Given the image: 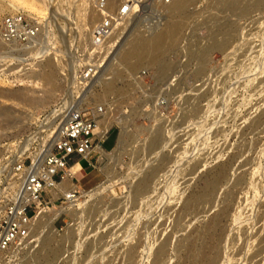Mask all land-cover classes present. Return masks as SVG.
<instances>
[{"label": "rangeland", "instance_id": "rangeland-1", "mask_svg": "<svg viewBox=\"0 0 264 264\" xmlns=\"http://www.w3.org/2000/svg\"><path fill=\"white\" fill-rule=\"evenodd\" d=\"M35 1L44 10L36 23L46 25L40 39L0 43V91L38 102L0 97V112L9 114H0L3 159L14 160L22 148L16 162L28 164L45 151L62 119L47 128L52 112L72 105L104 107L101 124L113 131L103 145L109 152H99L104 177L82 161L88 174L77 178L88 191L102 180L105 190L79 213L51 212L35 245L11 254L8 263L26 264L36 255L33 264H198L203 251L215 264H264V6L240 0L225 10L192 0L182 39L161 61L147 58L128 77L119 75L124 41L113 48L121 35L98 54L79 37L81 0ZM155 1L140 0L122 37L152 24ZM92 17L97 23L96 11ZM49 59L64 62L51 81ZM90 65L95 76L81 81ZM141 72L146 76L139 78ZM61 214L68 218L55 225ZM48 236L55 255L40 243Z\"/></svg>", "mask_w": 264, "mask_h": 264}, {"label": "built area", "instance_id": "built-area-1", "mask_svg": "<svg viewBox=\"0 0 264 264\" xmlns=\"http://www.w3.org/2000/svg\"><path fill=\"white\" fill-rule=\"evenodd\" d=\"M164 1L169 4L173 0ZM135 6V0H98L97 10L101 18L92 31L89 45L92 51L104 46L114 28L130 18ZM38 30L36 24L24 15L0 16V41L4 43L31 44ZM96 71L95 66H87L81 75L82 81H91ZM144 76L146 72L139 74V78ZM165 104L164 98L156 102L155 109H161L160 115L164 114ZM105 112L102 106L87 109L79 105L69 106L50 152L41 150L28 164L25 160L14 163L9 158L0 160V264H9L11 251L35 245V219L40 213L57 204L68 206L83 199V193L88 190L82 188L76 178L82 171V161L103 173L99 167L102 161L99 152H109L103 145L113 131V127L106 130L101 124ZM78 166L79 170H75ZM10 172L21 177V185L14 193L6 190V178ZM68 181L70 188L66 190L64 183ZM62 217L68 218L61 214L55 225ZM65 223L67 227L69 223ZM56 229L64 231V227Z\"/></svg>", "mask_w": 264, "mask_h": 264}, {"label": "bare ground", "instance_id": "bare-ground-1", "mask_svg": "<svg viewBox=\"0 0 264 264\" xmlns=\"http://www.w3.org/2000/svg\"><path fill=\"white\" fill-rule=\"evenodd\" d=\"M54 1L55 0H53V2ZM226 1L227 0H225V1L224 0H212L210 4L212 5V8L218 9V7L221 6L222 9L225 8V10H229V9H227L228 6L230 8L233 6L236 7L237 1L239 2L240 0H231L230 2H226ZM97 2H98V0H81V2H80L81 3L80 4L81 9H80V16L78 19V21H79L78 22V34H79V37L83 40L84 44L90 45V39L92 36V31H93V28L96 24V21L92 17L93 12L94 11L97 12L98 21L101 18L100 14L97 10ZM135 2L138 3V6L137 5L135 6L130 18H128L125 22L118 24L114 28L111 36L107 39L104 46L100 50L92 51L90 46H89L90 50L92 51V54H98L100 51H105L106 49H108L112 44H114L115 41H117V38L119 37V35H121L119 37L118 42L116 44H114V46H113V48H115L114 50H117L118 47L120 46V44L124 41L122 44V47H123L122 58H123V63L125 64V66H124V68L119 70L120 76H123V74H127L128 77L134 76L136 66L141 64L147 58H149L150 61H152L153 63H157L158 61H161V57L166 55L168 49L170 47L176 46L178 41H180L182 39V37L185 33V30H186V27L188 26V23H189L188 21H190V17H189L187 10H188V7H190V5H191L190 3L192 2V0H173L169 4H167L164 0H156L155 5L151 7L152 11L154 12V15H156L154 17L155 20H153L151 22L152 24H149L147 26V28H145L144 31H140V30L135 29V31L133 30L129 35H127V36L125 35L124 37H122V32L128 27L129 21L132 20L134 18V16L136 15V13L141 10L140 7H143V3L140 2V0H135ZM235 3H236V5H235ZM239 3H241V2H239ZM257 4H258V6H264V0H257ZM235 7H234V9H236ZM0 10H2V12L8 10V11H10V13L9 12L8 13L12 14V15L13 14L24 15L29 20L34 22L39 30H38V34H37L36 38L33 41L35 42V41L40 39L39 37H40L42 31H44V27H46V25H45V22L43 24V23H41V21H40V23L39 22L36 23L39 17L41 19L42 16H44V10L41 7V5L39 3H37L35 0H0ZM218 11H215L214 14L217 13ZM2 15H5V14H0V16H2ZM0 43L3 45H16V43L7 44V43H4L2 41H0ZM220 44L218 46L217 45L216 46L217 47L220 46L222 48L225 46V43L222 45H220ZM51 59H53V58H51ZM51 59H49L47 61L48 66L51 67V71L46 76V79L50 80V81L53 78V74L55 72L61 71L64 67V62H62V60L60 62H54ZM114 90H115V87H112L111 90L107 88L106 92L111 93ZM0 97L7 98L9 100H18L21 102L30 100V99H28L26 94L25 95L24 94H17V93L13 94V93H6L3 91H0ZM30 102H32V103L35 102V104L38 103L37 101H35L33 99L30 100ZM8 111H9V109H8ZM66 111H67V109H65V110L59 109V110L53 111L51 114L52 121H50V123H48V125L46 126L47 128H54V127L56 128L60 118H62V119H61V123L56 128L55 132L52 134V136H50L51 139L49 141V144L46 145V146H48L46 149L47 151L45 150V152H47V153L52 150L53 144L58 138V130L65 120ZM6 112H7V109H6V111L0 112V114H2V115L5 114L4 116H1V117H5V119H6V117H8V115H9ZM59 113H62V115L61 114L59 115ZM11 116H13V115L11 114ZM104 116H105V114H104ZM5 119H4V121H5ZM7 122H9V121H7ZM101 123H102V120H101ZM157 138L159 140V137H157ZM157 138H156V140H157ZM160 138H161V136H160ZM156 142H158V141H156ZM153 143H155V142L152 141V144ZM23 146H25V145H23ZM40 150H42V149H40ZM17 151L19 153L17 154V156L13 160V163L16 160L21 159L23 156V153H24V150L22 148L17 149ZM4 153H5V151H2V150L0 151V160L4 157ZM100 156H101V154H100ZM101 160L103 161V158ZM75 170H79V168L78 169L75 168ZM150 181H151L150 178H149V180L148 179L144 180V181L142 180L141 187H139V188L146 189L148 187V184L150 183ZM6 182H7L6 190L10 191L11 193H14L17 191V189L21 185V177L18 174L10 172L6 178ZM213 184H215V182H213ZM69 185H70L69 181L64 183V187L66 190L68 188H70ZM105 186L106 185H98L97 187L93 188L90 191H85L83 193L84 194L83 195L84 201L83 200H77L75 203L69 204L68 206L54 205V207L43 211L35 219V230H37V228L39 226H42L45 223L50 222L52 220V219H50L51 218L50 213L53 211L57 212L58 209L71 208L73 210V212L79 213V211L82 210L90 200L93 201L101 195V193L105 190ZM88 199H90V200L88 201ZM263 229H264V224H263ZM68 237H69V235H64L61 237V239L68 238ZM54 242H55V239L53 237H49V236L44 238L40 242L41 245L43 244L42 247L44 246V248L46 249V254L47 253L52 254V255L56 254V248H53ZM262 242L264 245V240H262ZM19 250H21V248H17L16 250H13L14 252L11 251V253H17V252L19 253ZM24 250H26V248ZM163 251H164V248L161 247L159 249V252H158L159 257L162 256ZM130 256H132V255H130ZM196 260H197L198 264H215L216 263L215 259L210 260V258L208 256H206V254L203 251L200 253L199 252L197 253ZM207 261H209V262L207 263ZM34 262H36V255L33 257L30 256L29 259L27 260L26 264H33Z\"/></svg>", "mask_w": 264, "mask_h": 264}, {"label": "crops", "instance_id": "crops-1", "mask_svg": "<svg viewBox=\"0 0 264 264\" xmlns=\"http://www.w3.org/2000/svg\"><path fill=\"white\" fill-rule=\"evenodd\" d=\"M112 132V131H111ZM110 132V133H111ZM110 135V134H109ZM81 168H82V171L77 175V177L76 178H78V180H80V179H82V178H84V177H86L87 176V172L85 171V169L82 167V165H81ZM90 171L92 172V171H95V172H97L99 175H101L102 177H104V174L103 173H101V172H99L97 169H95V168H92V167H90ZM103 179V178H102ZM102 182V180L98 183V184H96L94 187H96L97 185H99L100 183ZM94 187H92L91 189H93ZM91 189H89V190H91Z\"/></svg>", "mask_w": 264, "mask_h": 264}]
</instances>
